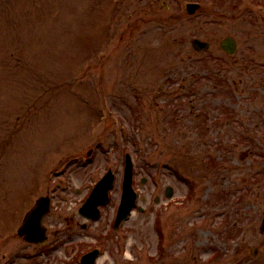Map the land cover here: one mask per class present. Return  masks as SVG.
I'll return each mask as SVG.
<instances>
[{
	"label": "rangeland",
	"instance_id": "obj_1",
	"mask_svg": "<svg viewBox=\"0 0 264 264\" xmlns=\"http://www.w3.org/2000/svg\"><path fill=\"white\" fill-rule=\"evenodd\" d=\"M188 1L201 5L192 15ZM123 2L126 13L115 19L113 0H0V222L14 220L13 235L0 224V264H33L26 260L34 247L14 231L37 196L52 197L47 223L79 220L77 207L108 167L115 173L109 201L68 241L86 249L112 232L98 264H154L160 243L175 255L166 263H264V0ZM130 17L149 22L126 30L121 42ZM225 35L237 40L233 55L218 46ZM193 36L210 48L193 50ZM217 111L243 121L223 127L226 141L211 138L218 125L206 129L193 118ZM240 135L238 144L229 140ZM127 151L144 210L135 207L114 231ZM66 247L43 248L60 257Z\"/></svg>",
	"mask_w": 264,
	"mask_h": 264
},
{
	"label": "water",
	"instance_id": "obj_2",
	"mask_svg": "<svg viewBox=\"0 0 264 264\" xmlns=\"http://www.w3.org/2000/svg\"><path fill=\"white\" fill-rule=\"evenodd\" d=\"M194 7V5H190ZM194 46L197 48L207 46L206 43H201L198 40H193ZM221 46L226 49L227 51L232 52L235 48L234 41L227 37L221 41ZM112 181V174L108 171V173L103 177V179L98 183L96 188L91 193L90 197L86 201L83 209H90L91 214L90 216L95 217L97 216V209L96 205L99 202H102L106 198V189L107 186L110 185ZM131 162L129 155L126 156V168H125V178L123 183V193L122 199L119 206L118 211V220L126 218L128 212L134 202L135 193L131 188ZM170 192H167L169 195ZM48 210V199L46 197H41L36 201V204L32 207V209L27 212L22 222L21 227L19 228L18 232L20 234H24L25 238L28 240H34L42 242L44 240V229L41 227V220L43 215ZM264 228V226H263Z\"/></svg>",
	"mask_w": 264,
	"mask_h": 264
}]
</instances>
